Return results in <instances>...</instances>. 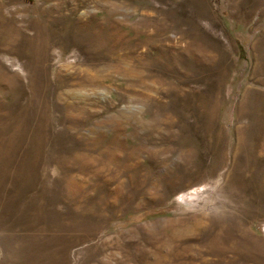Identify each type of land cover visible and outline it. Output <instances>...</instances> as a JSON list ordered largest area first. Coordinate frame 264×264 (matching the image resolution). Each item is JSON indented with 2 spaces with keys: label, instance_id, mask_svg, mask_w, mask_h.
Masks as SVG:
<instances>
[{
  "label": "rangeland",
  "instance_id": "obj_1",
  "mask_svg": "<svg viewBox=\"0 0 264 264\" xmlns=\"http://www.w3.org/2000/svg\"><path fill=\"white\" fill-rule=\"evenodd\" d=\"M0 264H264V0H0Z\"/></svg>",
  "mask_w": 264,
  "mask_h": 264
}]
</instances>
